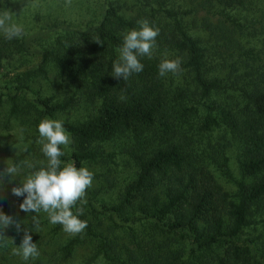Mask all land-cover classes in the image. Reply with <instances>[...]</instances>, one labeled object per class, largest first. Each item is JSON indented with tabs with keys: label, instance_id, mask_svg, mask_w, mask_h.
<instances>
[{
	"label": "trees",
	"instance_id": "1",
	"mask_svg": "<svg viewBox=\"0 0 264 264\" xmlns=\"http://www.w3.org/2000/svg\"><path fill=\"white\" fill-rule=\"evenodd\" d=\"M9 1L0 0V11ZM153 3L156 7L150 5L151 23L154 25L157 13H161L174 30L165 41L158 40L157 45L174 46L186 56V67L194 73L196 86L208 102L200 131L210 133L223 124L233 138L229 145L237 147L240 179L233 177L226 164L229 157H223L225 174L237 187L234 194L226 191L205 166L195 164L196 141L184 130L182 134L173 130L168 113L174 116L183 108L185 111L196 108L169 105L159 85V59L141 57L143 71L134 73L127 81L111 75L123 34L139 25L138 18L127 17L110 3L98 22L74 24L82 29L77 32L74 26L70 36L58 41V48L34 50L33 39L29 37L15 42L19 51L35 53L40 61L26 73L17 75L18 86L7 87L5 96L11 103V112H18L20 97L27 94L30 78L48 74V65H53L62 77L79 84L91 103L98 105L85 121L63 122L74 149L65 153L60 146L64 153L62 159L77 168L100 159L111 162L113 155L106 154L100 144L148 129L158 137L159 143H149L147 153L137 159V176L125 187L116 204L98 210L93 199L89 200L93 215L109 213L126 223L150 222L165 235H185L191 257L212 251L216 264H239L240 261L264 264V244L256 245L255 239L241 241V235L252 224L253 205L264 199V65H256L259 61L256 48L264 42V0H157ZM256 8L261 12L250 17ZM188 17H192L194 29L197 25L207 33L213 54L219 50L228 54L226 76L220 75L219 67L214 68L216 75L211 74L208 48L203 45L205 37L191 34L186 24ZM72 26L62 24L67 30ZM12 44V40L0 38V63ZM229 88L241 92L246 107L240 113L223 109L220 117L215 114L216 106L213 107L216 102L208 99ZM74 102L73 97L64 102L40 96L36 100L44 119L68 110ZM228 147L221 144L217 150ZM78 242L79 238H75L65 245L66 257L73 255ZM1 243L2 240L0 247ZM180 252H152L150 263L182 264L184 256ZM94 259L91 257L85 264H92Z\"/></svg>",
	"mask_w": 264,
	"mask_h": 264
},
{
	"label": "rangeland",
	"instance_id": "2",
	"mask_svg": "<svg viewBox=\"0 0 264 264\" xmlns=\"http://www.w3.org/2000/svg\"><path fill=\"white\" fill-rule=\"evenodd\" d=\"M153 1L157 0H71V5L66 6V0H10L4 7L3 10L7 8L14 13L13 21L22 25L24 35L12 40V46L0 63V98H2L0 101V170L7 167V162L16 164L21 169L15 180L9 183L8 180L11 178L7 177L4 185L0 187V211L13 217L20 224L19 229L16 224H12L3 231L0 264H85L91 257L95 258L92 264H153L150 263L152 252L166 253L169 250L181 251V257L184 256L180 261L182 264L217 263L212 251L201 252L196 258L191 257L189 241L184 237L185 235H165L157 231L150 222L126 223L121 217H112L109 213L93 215L90 211V199H93L98 210L118 202L125 187L137 176L139 168L137 159L147 153L149 143H159L152 129L131 133L128 137L124 136L115 142L100 144L106 150V154L113 155L112 161L104 162L100 159L98 162L86 164L85 167L94 175L93 183L86 189L85 196L72 208L74 214L77 208H83V215L79 217L87 223V228L82 234L72 236L65 233L62 226L57 228V225L51 224L43 211L36 214L20 210L19 205L24 197L12 194L13 187L21 186L20 180L41 167L47 166V158L41 151L42 145L37 143L40 139L38 125L44 120L41 117L40 107L36 103L37 98L50 97L54 102H64L73 97L75 102L72 107L56 113L53 118H48L62 122L85 121L94 114L98 106L97 103H91L87 99L79 84L62 77L50 64L48 74L33 75L30 78L28 92L26 95H21L18 112L12 114L11 103L5 96L7 87L18 86L20 83L17 75L26 73L40 61L35 53L26 54L19 51L15 42L18 43L29 37L33 39L31 48L34 50L56 48V46L58 48V41L72 34L74 24L98 22L109 3L118 7L127 17L146 19L153 28L159 30L151 60L159 59L161 62L164 59H179L181 61L179 73L175 75L168 73L165 77H160L158 74L159 85L166 93L170 106L176 103L183 104L185 107L193 106L196 109L185 111L183 108L174 116L168 113L169 121L174 131L177 130L182 134L184 130L196 141L195 148L198 151L195 150V164L205 166L226 191L232 194L236 192L235 183L225 174L223 157H229V162L226 164L233 177L240 179L236 159L237 147L229 145L233 138L226 127H222L223 124L210 133L200 131L206 114L205 104L208 102L202 98L201 90L196 86L194 73L186 67V56L174 46L168 48L157 45L158 40L165 41L174 30L172 23L167 21L161 13H157L156 23L154 25L151 23L150 5L153 4L156 7ZM259 7H263L262 4ZM260 12V9L256 8L250 17H256ZM192 22V17L186 18L191 34L205 37L203 45L208 48V66L211 74L216 75L214 68L219 67L220 75L226 76L225 63L227 62L225 60L228 54L224 50L213 54V50L207 43V33L199 30L197 25L194 29ZM62 24L73 26L67 30L62 28ZM81 29L82 27L75 26L77 32ZM0 38H4L2 34ZM256 51H259L257 53L259 61L256 65H264V42L256 48ZM209 100L216 102L213 107L216 106L215 114L220 117H222L223 109L240 113L246 107V102L238 89L223 90L214 94ZM221 144L229 147L217 150ZM61 146L65 153L72 152L74 149L72 139L67 147ZM60 160V168L69 164L62 157ZM33 215L39 217L38 228H35L32 223ZM250 220L252 224L241 235V241L255 239V244L262 246L264 244V199L253 205ZM26 231L32 236V242L37 244L40 252L38 258L28 261L14 254V249L21 245ZM75 238H79L78 245L73 255L66 257L64 247ZM239 264L244 263L240 261Z\"/></svg>",
	"mask_w": 264,
	"mask_h": 264
},
{
	"label": "clouds",
	"instance_id": "3",
	"mask_svg": "<svg viewBox=\"0 0 264 264\" xmlns=\"http://www.w3.org/2000/svg\"><path fill=\"white\" fill-rule=\"evenodd\" d=\"M70 5L71 0H66V6ZM13 14L7 8L0 11V34L9 41L24 35L22 25L13 21ZM137 24L138 28L123 34V43L116 48L118 59L113 63L111 75L117 79L127 81L134 73L142 72L144 65L140 58L151 59L153 56L159 30L153 28L146 19L138 20ZM96 42L100 43L98 40ZM158 69L160 77H165L168 73L175 75L181 71V61L164 59L159 63ZM38 132L40 139L37 143L42 145L41 151L47 158V166L20 180L21 186L13 187L12 194L24 197L19 205L20 210L36 214L43 211L49 222L61 225L65 233L72 236L82 234L87 228V223L79 219V215H83V208H77L76 214L72 208L85 196L86 189L92 186L93 174L86 167L77 168L70 163L60 169V157L64 154L60 146L67 147L71 144L62 121L46 118L39 123ZM20 171V166L7 162V167L0 170V187L7 177L11 178L9 183L15 180ZM32 223L35 228L39 227L38 215L32 216ZM12 224H16L19 229V222L0 211V240L4 238L3 231ZM14 254L21 256L24 261L39 257L38 246L32 242L28 231L25 232L21 245L14 249Z\"/></svg>",
	"mask_w": 264,
	"mask_h": 264
}]
</instances>
